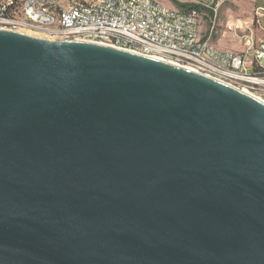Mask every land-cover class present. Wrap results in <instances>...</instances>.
Returning a JSON list of instances; mask_svg holds the SVG:
<instances>
[{
    "label": "water",
    "instance_id": "obj_1",
    "mask_svg": "<svg viewBox=\"0 0 264 264\" xmlns=\"http://www.w3.org/2000/svg\"><path fill=\"white\" fill-rule=\"evenodd\" d=\"M0 264H264V102L0 30Z\"/></svg>",
    "mask_w": 264,
    "mask_h": 264
},
{
    "label": "built area",
    "instance_id": "obj_2",
    "mask_svg": "<svg viewBox=\"0 0 264 264\" xmlns=\"http://www.w3.org/2000/svg\"><path fill=\"white\" fill-rule=\"evenodd\" d=\"M234 1L213 0L210 4L199 2L196 5L213 11L215 18L223 5ZM240 1L254 5L253 24L245 23L242 29L236 23L226 26V30L242 42L244 50L240 53L217 50L211 42V34L205 39L199 34V41H191V34H198L195 24L203 19L196 15L180 17L177 11L154 0H121L120 10H113L114 0H109V5H100V0H25L19 11L9 14H1V7L10 0H0V30L10 31L8 18L48 19L49 28L62 35L80 38L85 32H101L128 45H144L150 51L164 53L161 61L172 57L174 64V58H181V62H193L208 72L264 91V39L257 40V31L264 32V0ZM257 1H261L262 6H256ZM59 15H66V23H59Z\"/></svg>",
    "mask_w": 264,
    "mask_h": 264
},
{
    "label": "bare ground",
    "instance_id": "obj_3",
    "mask_svg": "<svg viewBox=\"0 0 264 264\" xmlns=\"http://www.w3.org/2000/svg\"><path fill=\"white\" fill-rule=\"evenodd\" d=\"M24 2L25 0H10L9 4L2 5L1 14L16 13L22 8ZM100 5H109V0H100ZM120 8L121 0H114L113 10H120ZM202 14L201 11L196 9H191L187 12H178V16L180 17L196 15L203 19ZM203 21L204 20H200V23L195 24V32H198V34H191V41H199V34H202L200 28L203 25ZM59 23H66V15H59ZM49 27L50 20L48 19H38L37 21H30L28 19L20 20L19 18L7 19V28L12 32L30 34L39 39L56 42L76 40L95 42L97 44L118 48L153 59L164 60V53H155L148 50L144 45H128L126 42H120L119 39H113L111 36H104L101 32H85L80 38H76L74 35H62V32H57L56 29ZM165 62L172 63V57H165ZM174 65H180L181 67L190 69L199 74L216 79L222 83L240 89L264 102V91L258 90L257 88L246 87V85H243L242 81H236L234 78H224V75H218L216 72H208V69L203 68L200 65H193V62H181V58H174Z\"/></svg>",
    "mask_w": 264,
    "mask_h": 264
},
{
    "label": "rangeland",
    "instance_id": "obj_4",
    "mask_svg": "<svg viewBox=\"0 0 264 264\" xmlns=\"http://www.w3.org/2000/svg\"><path fill=\"white\" fill-rule=\"evenodd\" d=\"M155 2L165 6V7H168L172 10H175L177 12H182L183 11V8L180 6V4H182L181 2H179L178 0H154ZM188 1L187 3L185 4H193V5H196L197 3L199 2H202L204 4H210L212 3V0H186ZM245 2H242L240 0L238 1H235V2H227L225 5H224V8L223 10L226 12L225 15H223V23H226L229 22V20H231V17H238L239 14H240V11L243 13L245 12L246 10H249V6L248 5H244ZM200 7H203L205 8L203 5H198ZM201 13H204L205 10H200ZM219 16H218V20L221 18L220 16H222V12L221 10L219 11ZM210 14V12H207ZM203 17H204V14H202ZM204 20V18H203ZM206 20V19H205ZM205 20L203 21V25H205ZM217 21V14H215V18H214V24L212 25L211 27V34H212V28L215 27V23ZM230 24V23H229ZM221 29H222V26H219ZM202 29L203 28H200V32H202ZM215 30V29H214ZM221 31H219V34L218 36L216 37V39H214V44L217 46V48L223 52H234V53H237L239 52L242 47L241 45L237 42V40L235 39L234 35L233 34H229L228 36H224L223 39L217 43H215V41L217 39H219L221 37ZM27 35H30V34H27ZM30 36H33V35H30ZM202 38L204 37V34L201 36ZM262 63H263V66H264V59L262 60Z\"/></svg>",
    "mask_w": 264,
    "mask_h": 264
},
{
    "label": "crops",
    "instance_id": "obj_5",
    "mask_svg": "<svg viewBox=\"0 0 264 264\" xmlns=\"http://www.w3.org/2000/svg\"><path fill=\"white\" fill-rule=\"evenodd\" d=\"M178 1L181 2V3H187L188 2L186 0H178ZM236 1H238V0H236ZM242 2H245V4L250 7L249 10H246L243 13L240 11V14H239V16L237 18L236 17H231V20H229V22H227V24L236 23L238 25L239 29H242V27H243V25L245 23L253 24V22H254V5H252V4H250V3L246 2V1H242ZM256 6H262V2L261 1H257ZM223 8H224V5L219 9V11L221 10V12H222V16H220L221 18L219 20H218V16H219L220 12L218 11L217 21L215 23V27L212 28V34L210 33V31H211V27H212L213 21H214V12L208 9V10H205L204 13H203L204 14L203 18H204V20L205 19L206 20H205V25L201 26V28H203L201 33H202V35L204 34V37H203L204 39L207 38L211 34V42L216 48H217V46L214 44V39H216V37L218 36L219 31H221V34H220L221 37L219 39H217L215 41V43L221 41L224 36H228L229 34H233V33H231V32L226 30V26H227L226 23H224L222 25V23L224 22L222 20L223 19L222 17L226 13L223 10ZM207 12H210V14L207 13ZM219 26H222V29ZM262 27L264 29V19L262 20ZM213 29H215V30H213ZM234 37H235L237 42L242 47V49L239 52H237V53L243 52L244 46H243L242 42L239 39H237L235 35H234ZM261 39H264V32L262 30H259V31H257V40H261ZM231 53H234V52H231Z\"/></svg>",
    "mask_w": 264,
    "mask_h": 264
},
{
    "label": "trees",
    "instance_id": "obj_6",
    "mask_svg": "<svg viewBox=\"0 0 264 264\" xmlns=\"http://www.w3.org/2000/svg\"><path fill=\"white\" fill-rule=\"evenodd\" d=\"M180 6L183 8V11H185V12H187V11H189L191 9H196V10H199V11L200 10H205V8L200 7L198 5H193V4L189 5V4L182 3V4H180Z\"/></svg>",
    "mask_w": 264,
    "mask_h": 264
}]
</instances>
